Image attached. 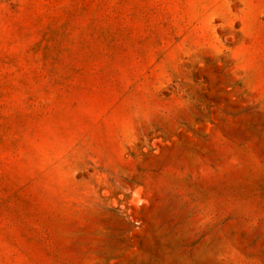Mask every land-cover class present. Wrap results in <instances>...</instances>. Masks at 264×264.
<instances>
[{"label": "rangeland", "instance_id": "rangeland-1", "mask_svg": "<svg viewBox=\"0 0 264 264\" xmlns=\"http://www.w3.org/2000/svg\"><path fill=\"white\" fill-rule=\"evenodd\" d=\"M0 264H264V0H0Z\"/></svg>", "mask_w": 264, "mask_h": 264}]
</instances>
